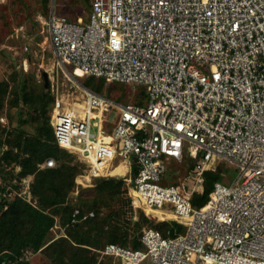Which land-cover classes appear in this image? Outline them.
Returning <instances> with one entry per match:
<instances>
[{
  "label": "built area",
  "instance_id": "2783aa9c",
  "mask_svg": "<svg viewBox=\"0 0 264 264\" xmlns=\"http://www.w3.org/2000/svg\"><path fill=\"white\" fill-rule=\"evenodd\" d=\"M55 3L48 20L38 17L58 65L72 67L76 80L144 86L148 98L146 105H121L80 87L89 97L81 121L74 102L83 101L74 93L57 96L55 144L86 163L84 182L123 178L134 209L145 215V209L168 210L187 227L175 238L146 229L143 249L107 244L101 258L113 264H264V0H92L88 24L56 17ZM114 109L119 113L111 120ZM118 161L131 165L127 174L112 176ZM169 161L193 166L188 176L163 186ZM219 163L235 168L237 179L230 186L214 183L208 202L195 207L192 198L204 192L206 174ZM58 166L50 156L38 170ZM32 179L22 180V191L3 193L0 182V195L31 203Z\"/></svg>",
  "mask_w": 264,
  "mask_h": 264
},
{
  "label": "trees",
  "instance_id": "16d2710c",
  "mask_svg": "<svg viewBox=\"0 0 264 264\" xmlns=\"http://www.w3.org/2000/svg\"><path fill=\"white\" fill-rule=\"evenodd\" d=\"M48 6L45 8L48 9ZM85 78L92 81V86L98 83L103 87L106 84V81L102 79L93 77H84L83 79ZM21 90L22 101L33 110L32 118L35 123H38V132L35 137H31L23 129H20L19 132L0 130V182L2 193L9 188L22 191V180L32 176V201L28 203L20 197L11 200L0 195V264H31V255H27V252L45 256L47 259L45 264H113L111 259L101 258L99 253L107 244H117L132 250H139L143 249L141 238L144 230L153 228L152 226L165 238H175L186 231L185 226L173 220H164L161 223L152 221V218L154 219L156 216L174 218L168 210H148V215H156L152 218L145 216L141 210L137 221L133 223L129 221L128 225L131 224L132 227H128V230L118 227L117 231V227H115L110 234L106 232L107 230L104 231L108 239L102 245L99 234L104 229L98 219L103 214L99 202L107 198L111 199L116 194L123 192L122 183L115 180L101 181L94 187L97 198L88 199L89 203L82 207H75L66 202V191L62 180L68 183L67 180L70 178L72 185V180L74 181L79 167L61 165L56 169L49 170V174L44 178L43 171L38 170L36 158L42 155L52 156L58 151L54 145V130L50 125L48 111L51 100H48V94L44 93L45 89L39 92L32 90L35 96H31V90L30 93L29 91L25 92L28 90L25 82L22 83ZM33 103H38L40 106L35 108ZM11 106L16 107L17 105L13 103ZM11 165L12 168H10ZM192 166L190 163V168ZM217 172L220 174L219 167L216 172L206 174L204 192L192 198L195 207H202L208 202L214 183L219 182L221 178L216 174ZM6 174L9 176L7 181L5 180ZM88 186L93 187L94 185ZM6 207L7 210L4 211ZM58 217L60 218L59 222L57 221ZM58 223L66 230L67 235L47 244L50 231L57 227ZM84 227L89 239L87 244L80 240L79 231Z\"/></svg>",
  "mask_w": 264,
  "mask_h": 264
},
{
  "label": "rangeland",
  "instance_id": "374dc122",
  "mask_svg": "<svg viewBox=\"0 0 264 264\" xmlns=\"http://www.w3.org/2000/svg\"><path fill=\"white\" fill-rule=\"evenodd\" d=\"M48 2L50 3V0H5L0 4L6 3L0 6V130L19 132L20 129H23L31 137L37 135L38 123H35L32 118V108L22 101V90L20 91V88L22 83L25 82L28 89L25 92L29 91L30 93V90L35 92L42 91L45 89L44 72L48 73L50 80V85L44 92L48 94V100H51L48 109L50 125L52 104L55 98L57 96L68 97L72 95L76 85L98 95L107 97L117 104L125 105L131 103L146 105L148 98L147 90L144 86H135L118 82H106L103 87L98 83L92 86V81L90 82L89 79L82 78L76 80L72 78L69 73V70L72 71V67L65 68L58 65L51 46L47 27L41 23L38 17L41 14L48 20L51 11ZM90 2L91 0L87 2L85 0H56L55 15L58 18L66 17L71 22H76L78 17H83L85 24H88V15L91 11ZM45 3L48 9L45 8ZM33 91L31 96H35ZM13 103L17 106L12 107L11 105H13ZM39 106L38 103H33V107L37 108ZM114 110L115 113L110 115L111 120L115 117L117 118L116 114L119 113L117 109ZM80 116H82V111H80ZM106 126L108 132L113 134L115 123ZM54 145L58 148V151L52 156L56 157L59 166L71 165L79 167L78 172L75 174L74 181L72 180V185L70 184V178L67 180L68 183L62 180V185L66 191L65 200L72 206L82 207L89 203L90 200L88 201V199L92 197L97 198L94 187L99 185L101 181L115 180L116 182L122 183L123 192L116 194L111 199L107 198L99 202L103 214V216L98 219L104 229L103 232L99 234L102 245L105 243L106 239H108L104 231L107 230L106 232L110 234L115 227H117V231L118 227H122L125 230H128V227H132L131 224L128 225L129 221H132V223L137 221L141 210L134 209L131 206V200H128L127 187L125 186L123 178H118L111 174L114 177L99 178L93 180V182L90 181L86 183L83 177L87 171L86 163L83 162L79 156L59 149L56 144ZM45 158L47 157L43 155L37 157L36 165L45 160ZM119 164L124 165L123 162L121 163L118 161L114 163L112 167L115 168ZM112 167L111 169H113ZM167 167L171 176L169 177V181L161 183L163 186L175 184L176 179L172 178H183L188 176L190 172V162H186L181 167H176L174 161H169L167 162ZM218 167L220 168V174L219 172L216 174L221 176L219 182L223 185L230 186L237 179L235 168L226 163H221ZM10 168H12V165ZM48 174L49 171H43L44 178H46ZM6 176L5 180L7 181L9 176L8 174H6ZM77 182H84V187L78 186ZM91 184L94 186L89 187L88 185ZM77 192L79 193L78 195L76 194ZM6 208L4 211L7 210ZM145 211L148 215V210L145 209ZM142 213L144 212L142 211ZM148 216L152 218L156 215ZM156 217L157 218L154 219L152 218V221L155 223H161L162 221L160 220L163 219H170L168 217ZM59 220L60 218L58 217L57 221L59 222ZM152 227L155 228L154 226ZM185 229L187 231V227H185ZM185 232L183 234H185ZM65 234L67 235L66 230L58 223L57 227L50 231L47 244L63 237ZM79 234L81 235V242L87 244L89 239L86 235V228L80 229ZM64 237L67 238V236ZM90 248L92 249V247ZM99 249L100 248H97L96 250ZM30 261L31 264H45L47 259L45 256L32 255Z\"/></svg>",
  "mask_w": 264,
  "mask_h": 264
},
{
  "label": "bare ground",
  "instance_id": "6f19581e",
  "mask_svg": "<svg viewBox=\"0 0 264 264\" xmlns=\"http://www.w3.org/2000/svg\"><path fill=\"white\" fill-rule=\"evenodd\" d=\"M3 1H5V0H3ZM74 94L80 100L83 101V103H78V104L74 102V108L78 111V118L81 121H84V120H86V117H87V109H88L87 104H88V101H89V97H88L86 91L81 89L80 86H78V85L75 86ZM80 111H82V116H80ZM111 170H112V172H111L112 175H117V174H122L123 175V174L126 173L127 169H126V167L124 165H119L118 167H115V168H113ZM147 210L159 211V210H155V209H147ZM163 211H165V210H163Z\"/></svg>",
  "mask_w": 264,
  "mask_h": 264
},
{
  "label": "crops",
  "instance_id": "0c3cea01",
  "mask_svg": "<svg viewBox=\"0 0 264 264\" xmlns=\"http://www.w3.org/2000/svg\"><path fill=\"white\" fill-rule=\"evenodd\" d=\"M2 1V0H1ZM91 2H92V0H91ZM2 3V2H1ZM0 3V4H1ZM49 7H51V0H50V3H49ZM55 8H56V3H55ZM91 8V7H90ZM51 12V11H50ZM89 16V15H88ZM78 18H83V17H78ZM77 18V19H78ZM84 19V18H83ZM85 21V20H84ZM78 80H80V79H78ZM129 163L130 162H128V163H125L124 164V166L126 167V169H127V167H130V165H131V163H130V165H129ZM220 165H221V163H219ZM193 165V164H192ZM219 165V166H220ZM191 169V168H190ZM128 170V169H127ZM127 170H126V173L125 174H127ZM178 178V177H177ZM84 187V186H83ZM146 216H147V214H146ZM150 217V216H149ZM155 218H157V217H155ZM159 219V218H158ZM164 220H173V221H175V219L174 218H172V219H163V220H160V221H164ZM176 222V221H175ZM183 235V234H182ZM112 263H113V261H112Z\"/></svg>",
  "mask_w": 264,
  "mask_h": 264
},
{
  "label": "water",
  "instance_id": "95a60500",
  "mask_svg": "<svg viewBox=\"0 0 264 264\" xmlns=\"http://www.w3.org/2000/svg\"><path fill=\"white\" fill-rule=\"evenodd\" d=\"M7 57H10V56H7ZM43 78H44V81H45V89H48V87L50 85V80H49V76H48L47 72L43 73Z\"/></svg>",
  "mask_w": 264,
  "mask_h": 264
}]
</instances>
